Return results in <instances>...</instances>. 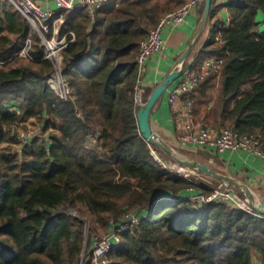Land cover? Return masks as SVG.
Segmentation results:
<instances>
[{"label":"trees","instance_id":"obj_1","mask_svg":"<svg viewBox=\"0 0 264 264\" xmlns=\"http://www.w3.org/2000/svg\"><path fill=\"white\" fill-rule=\"evenodd\" d=\"M187 1L110 0L94 16L86 7L63 11L61 35H77L63 50L70 87L63 99L48 81L54 65L43 58L41 38L0 0V264H80L88 221L92 233L127 213L143 217L121 232L110 264H253L256 253L264 264V217L231 202H196L189 188L208 190L163 167L150 145L162 149L138 124L140 43ZM225 4L228 25L216 20L211 30L221 40L207 41L185 63L194 55L223 60L190 94L194 119L260 133L264 150V0ZM28 36L33 58L12 57ZM158 83L147 86L145 101ZM28 118L51 132L20 152L11 130ZM92 135L99 147L89 144ZM86 255L90 263L92 249Z\"/></svg>","mask_w":264,"mask_h":264},{"label":"built area","instance_id":"obj_2","mask_svg":"<svg viewBox=\"0 0 264 264\" xmlns=\"http://www.w3.org/2000/svg\"><path fill=\"white\" fill-rule=\"evenodd\" d=\"M7 1L29 20L31 32L41 37V45L44 47L43 58L50 60L54 65V71L50 75L49 81L59 96L67 99L70 87L63 76V50L76 39L77 35L75 31H67L61 35L60 30L65 21L63 11L86 7L91 16H94L96 10L110 0H48L54 3V8L45 7L40 0ZM203 2L204 0H188L179 9L167 13L141 41L139 52L135 58L138 69V80L135 85L137 104L142 106L145 102L144 83L150 60L153 56L163 52L167 46L164 35L165 29L169 26L183 23L195 10L201 7ZM228 22H225L222 26L226 27ZM213 26L214 24L211 25V28ZM206 39L207 41L212 39L220 41L221 32L214 37L211 31ZM32 46V38L28 36L24 47L13 56L21 54L28 59H32L33 57L30 53ZM222 63L223 60L217 57H209L200 62L198 55L193 56L189 60L188 65L184 67L182 76L168 89L167 97L177 127V141L192 150L207 148L219 154L226 151H247L264 159L262 135L260 133H241L229 126H224L217 130L198 123L194 119L195 101L190 94L211 71H220ZM151 152L163 167L169 168L182 177L190 178L192 174L198 176L202 174L197 169H191L181 164H167L155 148H152ZM194 189V187H190L189 193L194 191ZM256 195L258 196V202H263L260 194ZM192 199L196 202L204 203L231 202L242 209L264 217V214L258 213L253 209L248 198L242 199L239 193L228 186L224 189H212L210 193H197L196 197L192 196ZM127 217H133V219L127 220ZM142 217V215L128 213L119 222L112 220L110 223V225L112 224L110 236L101 240L94 238L91 262L93 264H110V252L114 246L121 243V232L132 229L133 225L138 223Z\"/></svg>","mask_w":264,"mask_h":264},{"label":"crops","instance_id":"obj_3","mask_svg":"<svg viewBox=\"0 0 264 264\" xmlns=\"http://www.w3.org/2000/svg\"><path fill=\"white\" fill-rule=\"evenodd\" d=\"M40 1L45 7H55L52 1ZM226 1L227 0H216L213 17L210 18L207 29L205 30L202 38L196 44L191 55L197 54V52H199V50L207 42L206 37L209 33H211V25H213L216 20L223 22V25L225 22L229 21L230 13L228 7L225 4ZM200 13L201 8L195 10L183 23L176 26H169L165 29L164 35L167 46L163 52L152 57L149 63L148 72L145 77L147 84L152 85L158 83L174 66L178 57L188 47L194 38L195 31L201 18ZM167 94L168 93H166V96H164L154 107L152 112V123L155 130H157L163 138H166L170 145H178L176 122ZM196 150L198 155L190 156L191 159H196L200 162L210 165L211 167L216 165L218 168H221L223 172L231 174L232 176L237 177L239 180L246 182L251 187L252 191H254L256 194H260L262 201L264 202L263 158H259L247 151H226L225 153L219 154L207 148ZM199 151L203 152L199 153ZM260 262L261 260L259 253H256L253 264H260Z\"/></svg>","mask_w":264,"mask_h":264},{"label":"water","instance_id":"obj_4","mask_svg":"<svg viewBox=\"0 0 264 264\" xmlns=\"http://www.w3.org/2000/svg\"><path fill=\"white\" fill-rule=\"evenodd\" d=\"M213 2L214 0H205L203 13L195 31L193 40L178 57L170 71L154 87L146 102L141 106V109L139 110L137 115L138 124L141 133L146 140L154 143L166 154L175 159L178 163L183 164L191 169H197L199 172L213 177L216 180L237 185L245 193L253 209L258 213L264 214V202H256L255 195L251 187L246 182L239 180L237 177L221 172L220 170L211 167L206 163L176 154L172 146L155 130L152 123V112L154 107L164 96L172 83H174L177 79H179V77L182 76L185 61L193 52L196 44L202 38L205 30L207 29Z\"/></svg>","mask_w":264,"mask_h":264},{"label":"rangeland","instance_id":"obj_5","mask_svg":"<svg viewBox=\"0 0 264 264\" xmlns=\"http://www.w3.org/2000/svg\"><path fill=\"white\" fill-rule=\"evenodd\" d=\"M70 31H72V30H70ZM16 56L20 57L21 59L27 60V61L30 60V59L22 56L21 54L20 55H16ZM12 57H14V56H12ZM49 78H48V81H49ZM49 83H50V81H49ZM147 86H149V84H147L146 81H145V86H144L145 92H146ZM44 128H45V123H44L43 120L40 122L39 120H36L35 118H28L27 120L21 122L20 125H18V127H15L14 129L11 130L12 135L15 137V140L13 142L15 150L22 152L24 147L29 142H31L34 139H36L35 136L37 138H40L38 140H43V137L44 138L48 137L50 135V132H51V127H49L48 130H44ZM42 129L44 131H47L46 134L42 131ZM164 139L167 141L166 138H164ZM89 144L94 146V147H99L100 146V142H99V139H98V135H92L90 137V139H89ZM171 146L180 156L189 157L190 158V156H192V155H198V153L196 152L197 151L196 149L191 150V149H189L187 147H184L180 143H178V145L177 144H171ZM150 148L152 149L154 147H152V145H150ZM199 153H201V152L199 151ZM208 154L211 155L210 153H208ZM161 157H162L163 160H165V162L167 164H171V165L172 164H176V165L179 164L175 159H173L171 156H169L168 154H166L162 150H161ZM207 162H209V161H207ZM212 166H214V165H212ZM214 167L218 168L216 165ZM218 170L223 172L221 168H218ZM224 173H226V172H224ZM229 175H231V174H229ZM188 179L193 180L194 182L197 183L198 186H200L202 188V190H208L209 193L211 192L212 189H217V188L218 189H221V188L224 189L225 187L228 186L229 188H231V189L235 190L237 193H239V195L242 197V199L245 200L247 198L245 193L237 185H233V184H229V183L224 182V181L216 180L213 177L206 176L205 174H200V176L192 174L191 177L188 178ZM197 193H204V192H197V191H195V189H194V191L190 192V194L193 197H196ZM199 203H204V202H199ZM71 212L74 213L76 211H71ZM134 214H136V213H134ZM130 219H133V217H130V218L127 217V220H130ZM111 222H112V220H111ZM91 227H92V224H91L90 221H88V224L85 225V242H84L83 254H82V259H81L80 264H82V263L83 264H93L91 261H90V263L86 262L87 261L86 260V256H87L86 253H87V251H90L92 249V246H93V243H94V238L97 239V240H101V239H103V238H105L107 236H110V232L112 230V224L109 225L107 228L99 227L98 230H96L94 228L92 230V233L90 231ZM88 260H90V257H89Z\"/></svg>","mask_w":264,"mask_h":264},{"label":"bare ground","instance_id":"obj_6","mask_svg":"<svg viewBox=\"0 0 264 264\" xmlns=\"http://www.w3.org/2000/svg\"><path fill=\"white\" fill-rule=\"evenodd\" d=\"M204 3H205V1H204ZM204 3H203V6H204ZM187 59H188V58H187ZM150 61H151V60H150ZM186 61H187V60H186ZM186 61H185V63H186ZM185 63H184V67H185ZM184 67H183V70H184ZM148 69H149V68H148ZM179 78H180V77H179ZM177 80H178V79H177ZM177 80H176V81H177ZM176 81H175V82H176ZM175 82H174V83H175ZM174 83H172V85H173ZM172 85H171V86H172ZM169 88H170V87H169ZM169 88H168V89H169ZM145 102H146V101H145ZM145 102H144V103H145ZM174 152H175L176 154H178L175 150H174ZM178 155H179V154H178ZM179 164H180V163H179ZM181 165H183V164H181ZM184 166H185V165H184ZM203 174H204V173H203ZM253 193H254V195H255L256 202H258V196L255 194L254 191H253Z\"/></svg>","mask_w":264,"mask_h":264}]
</instances>
